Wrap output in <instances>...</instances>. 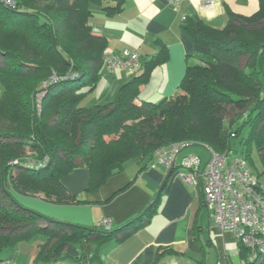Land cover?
Returning a JSON list of instances; mask_svg holds the SVG:
<instances>
[{
    "label": "trees",
    "instance_id": "1",
    "mask_svg": "<svg viewBox=\"0 0 264 264\" xmlns=\"http://www.w3.org/2000/svg\"><path fill=\"white\" fill-rule=\"evenodd\" d=\"M258 1L250 15L229 10L221 29L198 15L185 17L183 30L207 51L197 54L199 62L188 63L174 95L135 102L154 68L167 59L163 48L142 61V71L120 86L115 101L86 107L81 105L82 89L97 85L108 48L106 37L92 27L91 6L112 16L123 10L125 0H0V190L11 203L0 204V258L21 240L42 234L38 261L70 257L67 245L83 239L97 242V259L106 240L125 229L124 238L148 222L161 196L159 192L120 228L106 230L26 207L8 190L9 183L22 194L81 202L62 182L78 167L89 169V189H96L128 160H137L144 169L159 149L181 142L230 153L233 138L239 139L240 156L252 163L256 149L264 167V0ZM53 115L54 126L48 121ZM61 132L71 137L72 145L66 143L70 138H60ZM28 144L37 149L38 158L32 160L40 163L23 157ZM13 159L19 162L11 165ZM177 166L179 162L173 170ZM240 252L249 255L244 245ZM85 257L81 253L75 260ZM245 264H264V255Z\"/></svg>",
    "mask_w": 264,
    "mask_h": 264
},
{
    "label": "crops",
    "instance_id": "2",
    "mask_svg": "<svg viewBox=\"0 0 264 264\" xmlns=\"http://www.w3.org/2000/svg\"><path fill=\"white\" fill-rule=\"evenodd\" d=\"M207 1V5L203 0L173 5L167 0H125L123 10L112 16L106 15L99 5L91 6L92 27L96 34L106 37L108 49L114 54L129 49L138 51L141 60L146 61L163 48L167 50V59L154 68L136 103L142 99L156 101L177 93L188 63L197 58L198 53L207 51L183 30L186 16L198 15L209 26L221 29L228 20L229 10L250 15L259 5L258 0ZM121 70L126 72L121 78L122 84L135 75ZM141 71L142 68L136 74ZM194 147H202L206 156ZM181 153L197 155L203 163L209 157L208 148L204 146L191 145ZM170 169L158 161L157 155L144 169L137 160L131 159L122 171L115 172L91 192L90 171L81 166L63 176L62 182L71 194L84 201L57 200L55 195L47 199L43 193L31 194L44 199H37L36 203L18 201L48 217L87 227L104 228V219H109L113 230L138 215L161 192L158 210L151 219L124 238L120 235L125 229L119 236L106 240L97 259L94 258L97 242L83 239L67 245L65 251L70 257L51 260V263L38 261L40 244L45 241L42 234L30 243L31 239L25 240L13 250L3 251L0 259L17 264H245L249 255L242 256V244L235 233L214 222L201 190L185 181L188 170L177 166L169 174ZM128 228L131 230L132 225ZM81 253L86 257L75 260Z\"/></svg>",
    "mask_w": 264,
    "mask_h": 264
},
{
    "label": "built area",
    "instance_id": "3",
    "mask_svg": "<svg viewBox=\"0 0 264 264\" xmlns=\"http://www.w3.org/2000/svg\"><path fill=\"white\" fill-rule=\"evenodd\" d=\"M173 5L191 0H167ZM207 5L208 1L203 0ZM105 66L115 72L120 67L130 75L142 68L138 51L125 49L116 55L108 48L105 50ZM190 146L189 142L175 143L157 151L158 161L169 168L176 166L181 150ZM208 160L203 163L196 155L184 156L179 166L188 169L184 175L187 183L199 188L204 196L206 207L214 222L233 231L241 244L249 249V258L264 255V184L259 181L240 155L219 153L208 148ZM104 228L111 230L109 219H104ZM0 264H17L9 260H0Z\"/></svg>",
    "mask_w": 264,
    "mask_h": 264
},
{
    "label": "rangeland",
    "instance_id": "4",
    "mask_svg": "<svg viewBox=\"0 0 264 264\" xmlns=\"http://www.w3.org/2000/svg\"><path fill=\"white\" fill-rule=\"evenodd\" d=\"M199 61H200V55H198L197 58L196 57L192 58L190 63L194 64L195 62H199ZM0 62H2V59H0ZM121 69L122 68L118 67L116 69V72H110V71L107 70L106 66L104 65V67L102 68L101 77H100L99 81L97 82V85L95 86V88L93 90H89L88 87H84L82 89V91L85 92V96H84V98L81 101V105L82 106H86V107H91L95 103H108V102H111V101H115L116 98H117L119 89H120V85L123 83V81H121L122 80L121 78L123 76V73H126V72H123ZM126 75L129 76V74H126ZM2 93H3V88H2V86L0 84V97L2 96ZM154 93H155V91H154ZM160 100L161 99L156 100V102H158ZM48 121H49L50 125H53V126H54V124L56 125L57 115H55V116L53 115L50 120L48 119ZM56 131H57L58 134L60 133L59 130H56ZM60 136H61L60 138H62V137L70 138V140L66 141V143L69 144V145L73 144L72 141H71V137H67L62 132H61ZM232 142H233V145H234L235 149L230 152V155L231 156L239 155L238 151H240V147H241L239 139L238 138H233ZM187 148H185V149H187ZM194 149L202 150V147L201 148L194 147ZM24 151L25 152L23 153V157H27V159L25 158L27 162H30V164L31 163H33V164L40 163L37 160H32V159H37L38 158L37 154L35 153L37 151V149H35L34 147H31V145L28 144V145L25 146ZM202 151H203L202 155H204V157H205L206 156V152L204 150H202ZM208 153H209V151H208ZM60 155H63V152H61ZM63 156H65V154ZM68 156H70L72 158V157H75L76 155H74V153H72V152H69ZM182 156H184V154L181 153V155L179 156L180 159H182ZM252 157H253V162L254 163L253 162L251 163L249 161L248 165L251 168V170L253 171V173L264 184V167H263V165L261 163L259 153L257 152L256 149H254V151L252 153ZM47 159H48V157L45 156V158L43 160L47 161ZM18 162H19V159H13V160L10 161V164L11 165H15ZM18 170H19L18 168L14 167L13 174L17 175ZM7 187H8V190L11 192V194L15 197V199L17 201L21 202L22 200H24V201H30V202L36 203V201H39L37 199H41L39 197L31 196V195H28V194L27 195L26 194H19V192H17V191H16L17 194H15L16 192L14 191V189L12 188V185L10 183L8 184ZM93 190L94 189H90L89 191L92 192ZM41 200H44V199H41ZM0 204H2L4 206H7V207L11 206V203H10V200H9L8 196H5L1 192V190H0ZM32 208H34V207H32ZM40 235L38 237H41ZM235 236L237 237L236 234H235ZM32 239H31V241H29V243L33 241ZM237 239H238V237H237ZM22 241H25V240H21L20 242H22ZM35 241H38V240H35ZM49 263H51V261ZM64 263L68 264V262H64Z\"/></svg>",
    "mask_w": 264,
    "mask_h": 264
},
{
    "label": "water",
    "instance_id": "5",
    "mask_svg": "<svg viewBox=\"0 0 264 264\" xmlns=\"http://www.w3.org/2000/svg\"><path fill=\"white\" fill-rule=\"evenodd\" d=\"M172 168H173V167H172ZM172 168L170 169V172H169V174H170V173L173 171V169H172ZM168 176H169V175H168Z\"/></svg>",
    "mask_w": 264,
    "mask_h": 264
}]
</instances>
